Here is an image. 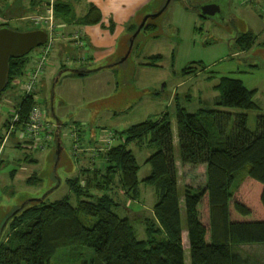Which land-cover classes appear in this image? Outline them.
Returning <instances> with one entry per match:
<instances>
[{
  "label": "trees",
  "instance_id": "1",
  "mask_svg": "<svg viewBox=\"0 0 264 264\" xmlns=\"http://www.w3.org/2000/svg\"><path fill=\"white\" fill-rule=\"evenodd\" d=\"M54 15L77 25L102 20L100 9L93 4L85 16L78 17L72 3L59 0L54 4ZM153 20L149 19L141 32L149 29ZM5 26L11 27L0 24V28ZM236 42L246 51L255 45V38L246 32ZM42 54L43 47L32 63L26 56L11 59L5 90L13 76L34 70ZM159 58L160 55L152 56L144 65L155 66ZM48 64L49 61L45 70ZM204 70L202 62L192 61L181 74L191 76ZM215 88L221 96L214 109L189 113L177 103L175 117L166 111L158 120H147L116 132L122 143L113 145L104 154L110 175L108 185L105 184L107 189L117 173L120 186L130 199L139 200L142 182L155 188L158 201L153 206L152 218L140 216L144 212L132 209L123 217L116 211L122 204L110 191L99 196L85 192L73 182L71 190L78 197L77 205L66 197L51 203L35 201L41 205L28 209L34 203L31 202L20 210L23 221L28 223L16 233L17 244L13 248L2 244L4 234L0 235V264H51L60 249L78 244L93 250L97 264H187L184 232L188 233L190 264H244L235 246L264 244V114L258 116L257 130L251 131L246 111L259 110L253 101L254 91L231 77H223ZM34 105L35 96H22L17 106L21 113L20 130ZM228 108L244 110L235 114L231 131L228 130L231 113L225 111ZM133 142L157 149L146 160L152 171L143 180L139 178L138 160L128 147ZM179 161L192 168L206 165L205 186L181 185ZM237 180L239 183L234 187ZM19 212L9 219L4 230L11 219L19 217ZM88 217L96 219L94 224L87 225ZM135 220L145 224L146 239L138 238L132 224Z\"/></svg>",
  "mask_w": 264,
  "mask_h": 264
},
{
  "label": "rangeland",
  "instance_id": "2",
  "mask_svg": "<svg viewBox=\"0 0 264 264\" xmlns=\"http://www.w3.org/2000/svg\"><path fill=\"white\" fill-rule=\"evenodd\" d=\"M16 1L0 0V24H8L19 31L46 30L49 33L46 43L49 41L53 42L52 51L48 58L50 62L51 56L55 52L54 49L57 46H61L60 42H62L58 39L60 34L57 35L60 29L54 15V5L46 4L43 13H30L29 5H24L21 0ZM192 1L195 3L204 1L217 2L221 5V11L207 18L200 17L199 13L195 11L199 15H197L198 32L191 41L186 42L188 35L190 37L192 31L191 28L183 27L184 31L182 30L179 37L183 38L184 42L183 44H176L178 42L175 43L173 39L179 35L177 33L178 27L176 26L175 28V25H172V20H174L172 11L174 8L170 5L175 6L174 4L181 1L173 0L163 14L154 19L159 26L157 33L147 35L145 30L138 35L129 59L119 65L117 76L119 87L117 91L115 93H102L103 99L85 107L86 111L82 112L84 118L80 119V126L78 127L81 128L84 125L83 123H85L82 140L84 143L90 141L92 144V148L89 149L90 155L87 157L88 159H104V154L107 150L105 149L106 139L111 133L115 134L147 120H158L166 111H169L175 117L178 104L189 113H198L203 109H214L216 106L215 102L221 96L220 91L215 86L220 83L223 77L239 79L248 89L254 91L253 101L258 105L259 110L246 112L248 113L249 129L253 132L257 130L258 116L264 114V17L259 15V12L264 15V1ZM27 2L30 4L31 1L27 0ZM165 2L159 10L165 5ZM52 10L53 12H51ZM64 23L67 24V22ZM135 32L136 29L133 30V34ZM246 32H251L254 35L255 45L245 51L239 48L236 38ZM64 35L67 41L73 44V47L70 46V48L65 50L67 51L64 57L65 65H69L68 67H71L72 64L78 67L83 66L90 58L83 51L81 53L79 51H88L89 45H86V41L83 40L84 38L79 30L65 31ZM83 41H85V45ZM44 45L32 50L26 58L32 59V63L34 57L38 56L40 48L44 47ZM127 45L129 46V42ZM71 48L78 49V54L71 53ZM156 55H160V58L156 60V67L143 69L145 67L142 64ZM192 61L202 62L206 66V70L196 75H182L181 68H184ZM45 71L40 76V82L34 94L35 103L39 104L43 110L45 109L44 111L50 119L54 115L53 104H55L57 115L60 108L63 113L74 112L75 104L64 108L63 105L69 103L64 101L62 96L58 94L62 81L57 83L56 86L53 85L55 76L58 73ZM43 75L45 77L44 80L42 79ZM25 80L26 74L13 76L7 90L0 97V139L2 138L0 143V232L2 226L7 222L8 216L18 211L24 201L31 198L44 197L46 195L44 198L45 203H51L70 197L71 202L77 205L78 197L71 190L73 182H76V186L77 184L81 186L79 188L85 192L99 196H103L110 191L109 193L118 202H121L122 205L117 207L116 211L123 217L132 210H138L139 213L144 212L140 216L152 218L153 206L158 201L154 187L142 182L139 200L130 199L120 186L118 173L115 181L109 186L110 189H107L106 186L110 175L105 165L102 166V169L94 168V166H91V169H84V166L82 167L81 165L80 167L76 165L77 167L74 168V161H77L74 157H77L81 151V149L79 150L81 140L77 135L74 136L73 130L70 128L73 124L70 122L72 118H64L67 121L64 138L67 146V153L65 154L69 155L70 161H68V155L62 156L63 161L61 158L57 174L53 169L56 160L55 153L52 156L50 155L51 151L56 150V143L53 140L51 143L49 142L45 149H42L36 143L22 136V130L18 127V122L11 130L10 123L13 119V114L18 113L21 120L20 109L17 106L23 96L22 87L25 84ZM54 88L55 94L52 92ZM52 99L55 100V103L54 101L52 102ZM59 104L62 105L59 106ZM225 111L231 113V122H229L228 127V130L231 131L235 121V114L244 112V110L228 108ZM175 123L176 119L173 118V124ZM216 130L218 131L217 128ZM116 135L117 139H114L111 145L122 143L123 139L120 140L121 137L117 133ZM51 147L52 149H49ZM128 147L134 152L138 160L140 165L139 178L143 180L152 171V167L146 163V160L157 149L148 145H138L136 142L131 143ZM99 150L101 151L100 153L98 152ZM32 154L39 157L37 159L38 163H33ZM98 163L102 164L101 161H98ZM178 166L181 185L205 186L206 167L190 168L189 166H183L179 162ZM238 183L239 180L235 182L234 187ZM40 205L41 202H34L29 204L27 208H35ZM20 212L19 217L17 216L18 218L15 217L10 220L3 232V238L1 237V243L5 242L6 246L12 248L17 242L18 235L16 233L19 232V229H24L28 223V221H23L22 211ZM85 219L87 225H92L96 221L92 217ZM19 221H22V223L17 226ZM132 224L138 238L146 239L145 224L136 220ZM183 237L187 264H190L188 233L184 232ZM235 250L242 256L244 264H264V244H239L235 246ZM51 264H97V258L93 250L78 244L67 249H60L52 258Z\"/></svg>",
  "mask_w": 264,
  "mask_h": 264
},
{
  "label": "crops",
  "instance_id": "3",
  "mask_svg": "<svg viewBox=\"0 0 264 264\" xmlns=\"http://www.w3.org/2000/svg\"><path fill=\"white\" fill-rule=\"evenodd\" d=\"M27 2V0H21V2L24 5H29V12L30 13H43L45 11L46 4L54 5L56 1L58 0H30ZM64 2H70L74 5L75 11L78 17L85 16L88 13V10L90 8V4L95 5L97 8L100 9V12L102 14V20L99 23L91 24V25H77V24H71L67 23L65 24L63 19H57V25L60 29V31L57 32V35L60 34V37L58 39L62 42H60L61 46H57L55 52L52 54L50 62L46 68V71L51 72L54 71L55 73H59L62 70L70 69V68H81V69H90L95 70L88 74H75L71 71H65L63 75L60 77L58 83L60 81V88L58 90V94L62 96L63 100L66 101L69 104H64V108L70 107L71 104H75V111L71 112H62V109L60 108L58 115L56 114L55 110V104L54 105V115L53 118H48V114L45 113V118L49 122L56 123L55 117H59L63 123V129L61 134V139L63 141L64 150L62 152V156L68 155L67 153V146L65 144V127L67 125V121L64 120L66 117L72 118L70 121L73 123L71 125V130H73L74 136L80 137L81 140V146L79 147V152L77 157H74L77 161H74V168L80 167V165L84 169H91V166H94V168L102 169V166L105 165L107 167V161L104 157L102 160L94 159L90 160L87 157L90 155V150L92 148V144L90 141L88 143L83 142V127L84 125L79 128L80 126L79 122L81 118H84V115L82 112H85V107L87 105L93 104L95 101L103 99L101 96L102 93L107 92H113L115 93L119 87V83L117 80L118 76V68L119 65L125 63L119 64L118 62L121 60V58L125 55L127 50V44L129 42L130 37L133 34V30H135L142 22L143 18L150 13L157 12L160 7L163 5L165 0H59ZM264 1V0H262ZM175 6L170 5L173 7L172 16H173V23L172 25H175L177 28V33L179 34L177 38H174L173 41L176 44H183L184 39L179 37L180 33H182V30L184 31V28H191V35L187 41H191L194 37V35L198 32V26H197V19L198 14L191 9H188L182 2H178L174 4ZM51 7V6H49ZM198 15V16H197ZM260 17H264V15L259 12ZM201 17V16H200ZM182 18V19H181ZM185 19V20H184ZM192 25V26H191ZM184 27V28H183ZM158 23L156 20L152 21V25L149 29L145 31V34H155L158 31ZM79 30L81 32V35L83 36L84 40L88 43L89 49L87 50H80L79 53L83 51V53H86L89 55V61L84 63L83 66H73L68 67L65 65L64 57L66 55L65 50L68 48L73 47L72 43H69L67 39L65 38L64 32H71V31ZM175 30V29H174ZM144 32V31H143ZM142 33V32H141ZM140 33V34H141ZM139 34V35H140ZM63 36V37H62ZM157 37V35H155ZM59 44V45H60ZM191 46V44H190ZM61 47V48H60ZM71 53H74L75 55L78 54V49L71 48ZM82 53V54H83ZM117 64V65H115ZM142 64L143 69H149L156 66L151 65H144ZM190 64V63H189ZM183 69V68H181ZM45 71V72H46ZM58 75V74H57ZM56 75V76H57ZM55 76V77H56ZM63 78V80H62ZM42 79L44 80L45 77L43 75ZM101 96V97H100ZM63 100L61 99L62 103ZM77 102V103H76ZM55 103V100H54ZM62 104H59L61 106ZM45 110V109H44ZM55 116V117H54ZM78 117V119H76ZM76 119V120H74ZM84 121V120H82ZM69 122V123H70ZM176 124V123H175ZM173 124L174 127V133H175V142L178 145V131L177 127ZM72 138V137H70ZM53 141L56 143L55 140V132L53 135ZM51 143V141H50ZM52 146V144H51ZM49 149H52L49 148ZM54 149V147H53ZM87 149V150H86ZM107 151V150H106ZM42 153V152H37ZM55 153V149L53 152L51 151V156ZM27 155V154H26ZM33 156V163H38L37 159H39L38 156ZM26 157V156H25ZM88 159V161H87ZM37 161V162H36ZM63 161V157H62ZM68 161H70L69 155H68ZM83 161V163L81 162ZM98 161H101L102 164H99ZM179 163L182 164V162L179 161ZM77 165V166H76ZM183 165V164H182ZM66 166V165H65ZM183 166H189L190 165H183ZM203 167H206V165H203ZM207 169V168H206ZM206 173V171H205Z\"/></svg>",
  "mask_w": 264,
  "mask_h": 264
},
{
  "label": "water",
  "instance_id": "4",
  "mask_svg": "<svg viewBox=\"0 0 264 264\" xmlns=\"http://www.w3.org/2000/svg\"><path fill=\"white\" fill-rule=\"evenodd\" d=\"M172 1L173 0H166L165 5L161 8V10L155 13L147 14L143 18L136 32L130 37L128 49L126 50L125 55L118 62L119 64L125 62L129 58L132 49L134 47L135 40L140 34V32L143 30V28L145 27L147 21L149 19H156L157 17L161 16L163 12L171 4ZM180 1H183L185 5L189 7L191 10L197 11L199 15L203 18L214 16L217 14V12L221 11V5L214 1H204L201 3H194L192 0H180ZM48 38H49V33L44 29L19 31L9 26L0 28V94L4 92L9 82V70H10L11 59L22 58L24 56H27L35 48L44 45L48 41ZM68 70L75 74H83V75L95 71V70L81 69V68L65 69L58 73V75L54 79L53 85L56 86L63 73ZM52 92L53 94H55V88L52 90ZM53 101L54 99H52V102ZM53 113H55L54 107H53ZM55 119H56L55 140L57 142V147L55 150L56 160L54 162L53 169L54 172L57 174V168L62 158V152L65 148L63 145V141L61 139L63 123L59 117L56 116ZM45 197L46 195L41 198L39 197L31 198L29 200L24 201V203L21 205L18 211L23 209L31 202H35V201L39 202L41 200H44ZM18 211L9 215L7 222L12 216L17 214ZM7 222L5 223V225L7 224ZM5 225L2 226L0 235H2Z\"/></svg>",
  "mask_w": 264,
  "mask_h": 264
},
{
  "label": "built area",
  "instance_id": "5",
  "mask_svg": "<svg viewBox=\"0 0 264 264\" xmlns=\"http://www.w3.org/2000/svg\"><path fill=\"white\" fill-rule=\"evenodd\" d=\"M51 12H53V10ZM84 42L85 41H83V44ZM85 43L86 45H88L87 42ZM52 44L53 42L49 41L44 45L43 54L37 60V67H35L34 70L30 71L26 75L25 84L22 87L23 95L34 96L33 94H35L36 85L40 80L41 74H43L45 70V66L48 61V54H50L52 51ZM17 122L20 123L18 113L13 114V119L10 123L11 130L15 127V125H17ZM21 130V134L25 139L30 140L31 142L36 143L37 146L39 145L42 149H45L46 146L49 145V142L53 140L52 138L56 130V123L47 121V119L45 118V111L39 104L35 103L30 111L29 118L25 127ZM114 139V134L111 133L108 139H106L105 149H109L113 146L111 144Z\"/></svg>",
  "mask_w": 264,
  "mask_h": 264
},
{
  "label": "flooded vegetation",
  "instance_id": "6",
  "mask_svg": "<svg viewBox=\"0 0 264 264\" xmlns=\"http://www.w3.org/2000/svg\"><path fill=\"white\" fill-rule=\"evenodd\" d=\"M182 2V1H181ZM194 2V1H193ZM185 5V4H184Z\"/></svg>",
  "mask_w": 264,
  "mask_h": 264
}]
</instances>
